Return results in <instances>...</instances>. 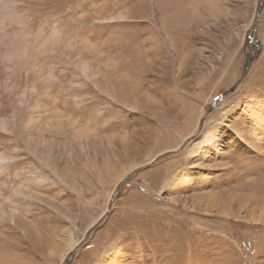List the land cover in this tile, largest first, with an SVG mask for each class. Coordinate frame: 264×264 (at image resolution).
Returning a JSON list of instances; mask_svg holds the SVG:
<instances>
[{"label": "rangeland", "instance_id": "obj_1", "mask_svg": "<svg viewBox=\"0 0 264 264\" xmlns=\"http://www.w3.org/2000/svg\"><path fill=\"white\" fill-rule=\"evenodd\" d=\"M263 3L0 0V264H264Z\"/></svg>", "mask_w": 264, "mask_h": 264}, {"label": "water", "instance_id": "obj_2", "mask_svg": "<svg viewBox=\"0 0 264 264\" xmlns=\"http://www.w3.org/2000/svg\"><path fill=\"white\" fill-rule=\"evenodd\" d=\"M263 9H264V3H263V5H262V7L260 8V12H261ZM249 66H250V60H249V62H248L247 65H246V68H245L244 73L248 70ZM232 90H233V89H230V90L227 91L225 94L231 92ZM223 97H224V95H222L221 97H219V99L213 101L212 104L214 105L217 101H219V100L222 99ZM186 142H187V140L185 141V143H186Z\"/></svg>", "mask_w": 264, "mask_h": 264}, {"label": "bare ground", "instance_id": "obj_3", "mask_svg": "<svg viewBox=\"0 0 264 264\" xmlns=\"http://www.w3.org/2000/svg\"><path fill=\"white\" fill-rule=\"evenodd\" d=\"M123 181V180H122Z\"/></svg>", "mask_w": 264, "mask_h": 264}]
</instances>
